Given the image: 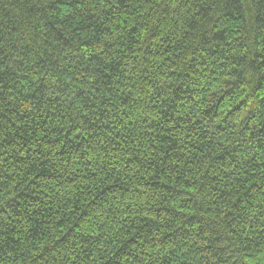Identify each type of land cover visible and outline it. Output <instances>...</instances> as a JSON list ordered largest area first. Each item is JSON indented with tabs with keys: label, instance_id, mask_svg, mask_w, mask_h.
<instances>
[{
	"label": "trees",
	"instance_id": "1",
	"mask_svg": "<svg viewBox=\"0 0 264 264\" xmlns=\"http://www.w3.org/2000/svg\"><path fill=\"white\" fill-rule=\"evenodd\" d=\"M0 264H264V0H0Z\"/></svg>",
	"mask_w": 264,
	"mask_h": 264
}]
</instances>
